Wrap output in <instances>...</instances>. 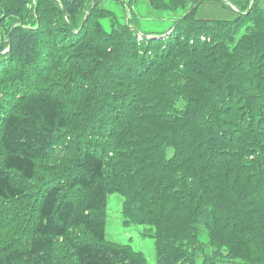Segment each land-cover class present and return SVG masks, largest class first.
Here are the masks:
<instances>
[{
	"label": "trees",
	"instance_id": "16d2710c",
	"mask_svg": "<svg viewBox=\"0 0 264 264\" xmlns=\"http://www.w3.org/2000/svg\"><path fill=\"white\" fill-rule=\"evenodd\" d=\"M99 1L39 0L33 10L0 0L7 43L19 54L26 41L29 55L22 62L12 51L3 61L0 54V229L26 203L35 214L0 242V264H137L107 240L108 197L117 190L132 217L156 227L157 264H264L262 0H223L236 8L234 19L196 17L204 0H149L180 12L166 37L140 33L112 10L103 27ZM191 36L186 96L172 81L179 71L154 64ZM214 50L217 62L200 61ZM168 93L187 104L176 107ZM91 109L102 120L89 121ZM74 137L80 154L67 187L55 177L38 187V161L64 157L60 143ZM74 189L86 190L81 205ZM60 238L70 248L64 256Z\"/></svg>",
	"mask_w": 264,
	"mask_h": 264
},
{
	"label": "rangeland",
	"instance_id": "374dc122",
	"mask_svg": "<svg viewBox=\"0 0 264 264\" xmlns=\"http://www.w3.org/2000/svg\"><path fill=\"white\" fill-rule=\"evenodd\" d=\"M21 3H25L27 5L28 9H35L38 6L39 0H20ZM20 4L16 5L19 6ZM3 6L7 7L6 4H3ZM40 6V4H39ZM261 6L264 9V0L261 1ZM97 7L101 10H103L102 16H100L99 20L103 23V27L108 26V22L111 23L110 19V11L112 14H114L117 19L123 21L124 23H128L131 26L134 25L135 28L139 30L140 33H143V31L147 32H167L162 35V37H166L170 34L169 28L175 25L179 20L181 19L180 12L174 11V10H157L152 8V6L149 3V0H134L133 6L126 5L122 3L120 0H100L97 2ZM106 9H109L107 11ZM191 10V9H190ZM135 11V12H134ZM134 12V13H133ZM137 14V18L135 17V20L132 19L133 22H130L132 15ZM6 15V13H3ZM194 15L199 18H212V19H234L239 14L236 11L235 8L228 6L226 3L223 2V0H204L195 10ZM7 21V20H5ZM85 20H83L82 23H84ZM252 24V23H251ZM7 23L0 24V54H7L8 52L12 51V46L10 48L9 43H7L9 40L8 31L10 26H7ZM160 33L151 34L149 37L157 38L161 36H157ZM192 36L190 38V42H188V39L184 38L181 39L180 42H174L175 44V50L173 51L172 55H170V52L165 55L164 59L159 58V60L155 61L154 66L156 67V62L159 61L160 65L166 64L171 65L172 68L176 69L179 72L173 71L174 76L172 77V81H176L174 84V88H179L183 90L184 95L190 96V92L187 89L189 86V81H192L190 78L187 80L185 79L190 74V67L193 66L194 58L193 55L190 54V51L192 50V47H194L195 42L191 41ZM205 39V37H203ZM236 39V38H235ZM231 40V39H228ZM35 40H33L34 42ZM233 41V38H232ZM236 42V40H234ZM21 47H18L19 54L17 52H13L17 57L19 58V61H29V55L28 50L24 48V45L26 44V41H22ZM200 42V46H201ZM211 47H215L212 44H210ZM21 50V51H20ZM204 49H202L203 51ZM24 51L27 55H22L21 53ZM21 53V54H20ZM223 53V52H222ZM186 56L188 62L185 63L182 62V59L178 57ZM202 59L200 61H215L217 62L216 58V50H214L213 54L209 52H204L202 54ZM9 55L4 56L1 58V61L4 59H8ZM212 59V60H211ZM168 61V62H165ZM180 63H182L184 66H180ZM257 63V62H256ZM173 70V69H172ZM153 73V72H152ZM38 79V77L36 78ZM190 79V80H189ZM170 81V80H169ZM132 82V81H131ZM61 86L63 84H60ZM181 94V97H184V95ZM168 97H171L175 100V106L178 108H183L187 102L178 96H175V94L168 93ZM148 99H142L143 104L149 105ZM139 101V103H142ZM162 102V101H161ZM160 102V103H161ZM146 108L141 107L142 110L146 111V113H158L161 111L156 106H144ZM123 108H121L122 110ZM135 110V109H134ZM92 113L88 114L89 117L92 115L89 119V121H92L94 116H98L101 120L102 117H100L98 112L95 110H90ZM89 112V110L86 111V113ZM104 123H106V120H103ZM117 123V122H116ZM86 125H89L88 122L85 123ZM62 153H64V157H61L60 153H51L49 157L42 161H38V179L34 181V183L39 185L45 184L49 182L53 177L55 179H60L63 182L64 188L67 187V184L69 183V176L70 172L72 171V168L74 166L75 158L79 156L80 150L79 147L81 146V140L79 137L74 138H68L63 139L60 143ZM127 149V146H125ZM149 147V146H148ZM144 148V147H143ZM140 149L138 153V161L142 160L144 157V152L141 153L142 149ZM135 165H137L138 168L142 167V164L138 163L136 161ZM66 185V186H65ZM114 193H110L109 200H108V223H107V240L110 245H113L115 247H121L123 249H126L130 256L137 262V264H157L159 261V250L157 246V239L156 234L157 230L155 226H152L150 223H142L140 221H137L134 217H132L129 214V208L126 206L127 198L126 196L122 195L121 192L112 191ZM71 198H73L76 202H78L79 205H81L80 202H83V200L87 197L86 190L84 189H74L72 192H70ZM33 197L31 195L26 196V198ZM29 204H25V208L19 211L18 213L14 211H10L7 213V216L4 218L3 222L1 223V229L2 230V236L0 239V242L7 243L8 240H10L13 236L19 235L21 231L23 232L25 226L27 225L28 219H30L31 216H34V210L32 211L28 209ZM6 212H4L5 214ZM23 234L20 236L22 237ZM19 236V237H20ZM61 248L62 252L66 251L68 252L70 248L68 245L64 244L63 238H60ZM63 245L65 249H63ZM62 256L65 255V253H61ZM221 264H245L244 262L237 260L232 262H222Z\"/></svg>",
	"mask_w": 264,
	"mask_h": 264
},
{
	"label": "water",
	"instance_id": "95a60500",
	"mask_svg": "<svg viewBox=\"0 0 264 264\" xmlns=\"http://www.w3.org/2000/svg\"><path fill=\"white\" fill-rule=\"evenodd\" d=\"M236 9V8H235Z\"/></svg>",
	"mask_w": 264,
	"mask_h": 264
}]
</instances>
